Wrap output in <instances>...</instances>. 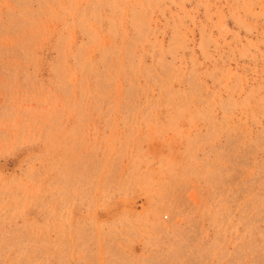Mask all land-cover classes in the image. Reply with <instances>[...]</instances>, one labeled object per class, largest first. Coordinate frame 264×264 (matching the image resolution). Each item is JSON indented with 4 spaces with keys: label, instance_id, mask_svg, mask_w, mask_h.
Returning a JSON list of instances; mask_svg holds the SVG:
<instances>
[{
    "label": "rangeland",
    "instance_id": "obj_1",
    "mask_svg": "<svg viewBox=\"0 0 264 264\" xmlns=\"http://www.w3.org/2000/svg\"><path fill=\"white\" fill-rule=\"evenodd\" d=\"M0 264H264V0H0Z\"/></svg>",
    "mask_w": 264,
    "mask_h": 264
}]
</instances>
